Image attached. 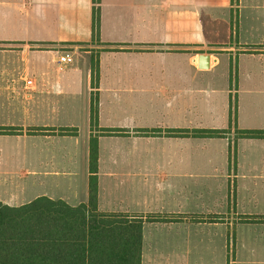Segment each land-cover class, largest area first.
Masks as SVG:
<instances>
[{
	"label": "crops",
	"instance_id": "1",
	"mask_svg": "<svg viewBox=\"0 0 264 264\" xmlns=\"http://www.w3.org/2000/svg\"><path fill=\"white\" fill-rule=\"evenodd\" d=\"M260 4L0 0V144L40 150L0 158V202H87L93 136L98 210L144 219L141 264H264ZM32 176L46 192L28 197Z\"/></svg>",
	"mask_w": 264,
	"mask_h": 264
},
{
	"label": "trees",
	"instance_id": "2",
	"mask_svg": "<svg viewBox=\"0 0 264 264\" xmlns=\"http://www.w3.org/2000/svg\"><path fill=\"white\" fill-rule=\"evenodd\" d=\"M99 24L100 11L94 7V34ZM243 134L256 137L262 131ZM89 160L87 202L72 205L46 195L21 205L0 202V264H141L144 219L98 210V144L93 136Z\"/></svg>",
	"mask_w": 264,
	"mask_h": 264
},
{
	"label": "rangeland",
	"instance_id": "3",
	"mask_svg": "<svg viewBox=\"0 0 264 264\" xmlns=\"http://www.w3.org/2000/svg\"><path fill=\"white\" fill-rule=\"evenodd\" d=\"M255 13L257 14L256 15L257 19H256V22H253L252 25H254L255 27L257 26L261 31H263L264 30V4H260L258 11H256ZM252 25L250 24L249 26H252ZM243 59H245V56H243ZM256 61L259 65L258 66L259 74L264 75V56L258 55ZM39 151L40 150L38 148H35L32 146L24 147L23 145H20L17 143H2V145L0 144V158L12 160L14 167H17V166L22 167L25 165L26 167H29V168H35L36 167L35 163L37 162V154ZM24 161H27V163L25 164ZM45 180H46V176H45ZM61 181L66 182L65 180H61ZM25 183L28 187L27 189L28 197H32L38 192H46V187L43 188V187L37 186L38 181L34 179L33 176L28 178V180L25 181ZM76 183L77 182H75V184ZM15 184L16 186H14V184L11 185L12 188L10 187L3 188L2 190L8 191V189H10L12 194H16L20 190L19 185L20 184L22 185L23 181L21 182L15 181ZM230 234L232 238L233 236L235 237L236 235L235 229H231ZM233 258H234L233 252H231V254L228 253L227 264H235L236 262L232 261Z\"/></svg>",
	"mask_w": 264,
	"mask_h": 264
},
{
	"label": "built area",
	"instance_id": "4",
	"mask_svg": "<svg viewBox=\"0 0 264 264\" xmlns=\"http://www.w3.org/2000/svg\"><path fill=\"white\" fill-rule=\"evenodd\" d=\"M72 59H73V57L70 55V53H65L59 57V60L61 62H70V61H72ZM28 83L32 84L33 83L32 79H29Z\"/></svg>",
	"mask_w": 264,
	"mask_h": 264
},
{
	"label": "water",
	"instance_id": "5",
	"mask_svg": "<svg viewBox=\"0 0 264 264\" xmlns=\"http://www.w3.org/2000/svg\"><path fill=\"white\" fill-rule=\"evenodd\" d=\"M208 58V54H201L200 57H199V65L200 67L204 68V67H208L206 65V60Z\"/></svg>",
	"mask_w": 264,
	"mask_h": 264
}]
</instances>
